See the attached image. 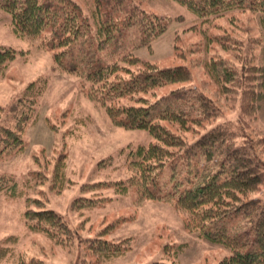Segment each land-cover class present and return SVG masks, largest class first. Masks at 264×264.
Wrapping results in <instances>:
<instances>
[{"label": "trees", "instance_id": "1", "mask_svg": "<svg viewBox=\"0 0 264 264\" xmlns=\"http://www.w3.org/2000/svg\"><path fill=\"white\" fill-rule=\"evenodd\" d=\"M147 1L152 0H0V8L10 14L18 38L41 39L44 48L56 51L54 73L80 77L86 96L104 109L114 127L144 130L155 139L148 145L129 144L120 150L132 173L128 179L84 188L113 185L119 195H126L134 186L141 199L170 204L180 212L188 232L230 249L232 254L218 264H264V198H257L264 186V135L252 131L249 124L264 116V0H171L205 22L237 12L252 15L258 23L255 39H249L251 31L242 33L249 35L245 40L227 31L206 34L207 45L218 40L233 57H213L200 63L221 97L239 100V116L204 133L208 124L224 116V110L197 87L186 85L193 80L189 67L161 68L132 51L112 61L107 53L99 55L118 43L112 54L127 47L126 38L133 35L139 43L132 49L153 51V42L174 18L146 9ZM236 47L247 53L234 54ZM258 47L259 55L253 52ZM17 54L13 48L0 46V78ZM49 83V77L38 78L14 102L7 124H0V159L26 151V131L37 121ZM175 84L181 86L162 92ZM66 159L59 157L51 173L37 170L22 180L0 171V193L25 199L23 220L30 233L45 235L63 248H72L79 241L100 263L123 256L130 239L103 238L114 225L95 237L80 238L78 229L56 211L46 209V202L29 196L30 189H38L46 181L57 194L69 188L72 181L67 178ZM106 200L77 198L73 209L94 208ZM238 214L250 225L255 239L245 240L247 233L229 224ZM18 243L14 235L3 239L0 264H43L18 253ZM186 246H165L170 264H179L177 259Z\"/></svg>", "mask_w": 264, "mask_h": 264}, {"label": "rangeland", "instance_id": "2", "mask_svg": "<svg viewBox=\"0 0 264 264\" xmlns=\"http://www.w3.org/2000/svg\"><path fill=\"white\" fill-rule=\"evenodd\" d=\"M145 4L148 10L174 18L167 31L153 42V51L147 47L132 49L139 43L138 36L133 35L126 38L127 47L119 48L112 54L118 43L99 55L107 53L108 60L112 61L118 55L132 51L143 61L161 68L185 65L193 73V80L186 85L197 87L224 110V116L208 124L203 133L219 123L234 121L239 116V100L221 97L217 86L200 63L213 57H233L227 54L218 40L207 45L206 34H226L227 31L245 40L249 35L242 33L251 31L249 39H255L258 32L256 20L248 13L229 12L224 17L205 22L175 1L152 0ZM232 19L236 22H232ZM0 46L18 52L16 59L0 78V124H7V114L30 83L41 77L50 79L41 100L37 121L26 131V151L0 159V171L20 180L37 170L51 173L54 163L64 155L67 157V178L72 181L70 187L57 194L46 181L38 189H30L29 196L46 202V209L56 211L73 229H78L80 238L95 237L100 231L114 225L103 238L116 242L131 240L130 248L123 256L100 263L95 256L87 253L79 241L72 248H63L45 235L30 233L23 220L25 199H11L0 193V246L7 236H17L19 243L15 246L16 251L24 254L25 258L42 260L43 264H170L172 260L165 254V246L181 243L187 246L177 259L179 264H218L232 254L230 249L188 232L180 212L170 204L141 199L134 186L130 187L126 195H119L113 185L84 188V185L128 179L132 173L119 155L120 150L129 144L148 145L155 139L144 130L114 127L104 109L86 96L80 77L54 73L56 51L44 48L41 39L18 38L12 30L10 14L1 8ZM259 48L253 51L257 55ZM245 53L247 51L239 47L234 49V54ZM179 86H167L162 92L167 93ZM249 124L252 131L264 135V116L260 115L259 119ZM188 137L191 138L192 134ZM110 157L113 158L111 162L106 161ZM81 197L107 200L94 208L74 210V200ZM257 198H264V186ZM83 223L85 228H81ZM229 224L247 233L245 240L255 239V234L250 232V225L240 214L234 215ZM1 264L15 262L5 261Z\"/></svg>", "mask_w": 264, "mask_h": 264}]
</instances>
